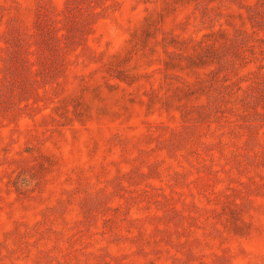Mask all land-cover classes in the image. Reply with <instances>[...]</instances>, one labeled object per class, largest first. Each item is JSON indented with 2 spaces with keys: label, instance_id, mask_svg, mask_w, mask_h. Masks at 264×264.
<instances>
[{
  "label": "rangeland",
  "instance_id": "1",
  "mask_svg": "<svg viewBox=\"0 0 264 264\" xmlns=\"http://www.w3.org/2000/svg\"><path fill=\"white\" fill-rule=\"evenodd\" d=\"M0 264H264V0H0Z\"/></svg>",
  "mask_w": 264,
  "mask_h": 264
}]
</instances>
